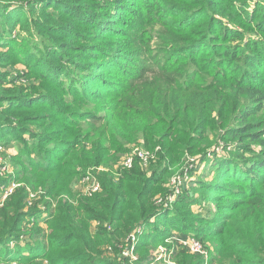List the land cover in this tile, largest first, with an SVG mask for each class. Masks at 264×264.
Masks as SVG:
<instances>
[{
	"label": "trees",
	"instance_id": "obj_1",
	"mask_svg": "<svg viewBox=\"0 0 264 264\" xmlns=\"http://www.w3.org/2000/svg\"><path fill=\"white\" fill-rule=\"evenodd\" d=\"M240 1L0 0V28L47 34L41 40L45 50L39 66L44 71L39 68L38 76L59 81L66 71L61 61H68L90 85L83 91L94 109L78 114V119L59 117L70 133L69 141L56 147L59 156L53 155V148L50 162L31 168L62 178L53 188L68 192L77 168L114 161L129 144L140 140L137 148L153 153L144 166L152 170L150 175L138 160L130 168L119 164L118 175L112 174L118 180L109 173L99 175V193L76 208L68 207V222H77L79 213L83 222L118 220L122 233L134 229L140 220L147 222L161 207L149 209L147 197L158 181L172 174L168 168L176 169L185 156L204 157L219 136L226 148L233 145V149L223 151L213 179L203 186L208 197L228 199L212 221L206 219L213 226L206 232L214 239L218 258L228 264H264V6L256 4L250 13L246 2ZM126 17H131L132 24H127ZM158 26L162 31L151 48L149 41ZM108 38L114 40L106 42ZM81 52L90 53L85 56L91 60L84 61ZM11 95L23 100L14 103L18 111H32L39 103L28 102L20 93ZM76 100L89 101L83 92ZM172 211L177 225L181 210ZM55 227L68 235L49 236L51 247L67 248L69 244L60 240L71 235L78 242L70 245L76 251L70 255L89 258L85 264L101 261L88 244L94 239L78 234L74 227ZM100 236L106 234L96 238ZM157 237L140 240L137 247ZM35 256L21 259L31 261ZM69 257L50 252L49 262L71 264L74 258Z\"/></svg>",
	"mask_w": 264,
	"mask_h": 264
},
{
	"label": "rangeland",
	"instance_id": "obj_2",
	"mask_svg": "<svg viewBox=\"0 0 264 264\" xmlns=\"http://www.w3.org/2000/svg\"><path fill=\"white\" fill-rule=\"evenodd\" d=\"M243 1L246 2V10L250 13L254 11L256 4L264 6V0L240 2ZM118 15L122 18L123 13ZM40 16L36 14L34 17ZM126 18L127 24H132L131 17ZM161 28L158 26L153 29L154 37L149 41L151 48L157 44L155 36L161 33ZM0 33V40H8L7 43L0 42V238L4 239L0 242V264H50V252L54 255L62 254V258L73 256L70 254L76 251L70 245L78 241L71 238V235L67 240H60L61 244H69L67 248L50 246L49 236L52 234L64 237L68 235L65 231L53 229L59 224L74 227L76 232H80L78 234H86L90 240L94 239L88 244L90 250L100 258L98 264H228L227 260L218 258L214 239L206 232V228L212 226L206 219L212 221L217 216L219 206L228 198L224 196L215 200L214 194L208 197L203 185L213 179L217 160L225 149L231 151L233 145L226 148L224 141L216 136L215 145L204 157L194 156L192 161L185 156L176 169L175 166L169 167L172 174L167 175V180L158 181V187L147 197V205L151 210L159 208L163 204H160V200L162 201L171 189L177 196L176 199L173 203L161 206L158 209L160 212L147 222L138 221L136 227L128 232H121L122 224L118 220L109 223L90 219L83 222L80 221V213L76 215L77 222H68V207L76 208L80 201L93 199V194L99 193L100 190L90 194L91 184L99 182L98 176L102 174L109 173L112 176L114 173V176H117V168L124 157L131 154L135 156L134 151L142 142L138 140L129 144L126 153L119 154L114 161L111 159L105 164L85 169L77 168L78 173L72 177L68 192L55 190L53 186L62 182V178L31 167L39 162H50L48 156L53 148V155L59 156L61 151L56 147L61 145L63 140L69 141L67 137L70 133L65 132L67 126L60 122L59 117L66 115L78 119V114H86L94 109L90 102L91 97L83 91V88L90 85L85 75L81 77L83 73L68 61H61L66 66L65 73L60 75L61 80L56 81L47 73L46 77L54 78L53 81L38 76L40 69L44 71L39 65L42 58L40 55L44 54L41 51L45 50L41 40L46 38V33L44 36L39 30H33L31 34L24 30L17 33V28L14 27L0 28ZM110 40L114 38L105 41ZM51 43L48 44L50 48ZM81 53L84 54V61L91 60L90 56H85L90 53ZM37 59L38 63L35 64ZM81 92L89 100L86 104L76 100V96ZM13 93H20V97L30 99L28 102L39 103L32 111H18L13 107L23 103V100L10 97ZM52 104H55L56 110L51 107ZM63 108H67L68 113ZM156 149L159 151L158 147ZM133 161L136 162L137 159L134 158ZM142 168L146 175L151 174V169L144 166ZM132 171L137 173L134 169ZM114 176V179H119ZM121 208L123 207H119ZM173 209L181 210L177 225L174 224L177 217ZM71 214L74 218L75 211ZM101 233L106 236L96 238ZM157 235L159 237L145 247H137L140 240H151ZM191 238L200 241L202 248L199 252L188 248L187 240ZM47 251V256L43 257ZM33 254L36 256L32 257L31 261L21 259ZM72 258L74 261L71 264L89 262V258L75 256L67 260Z\"/></svg>",
	"mask_w": 264,
	"mask_h": 264
},
{
	"label": "built area",
	"instance_id": "obj_3",
	"mask_svg": "<svg viewBox=\"0 0 264 264\" xmlns=\"http://www.w3.org/2000/svg\"><path fill=\"white\" fill-rule=\"evenodd\" d=\"M134 154H135V156H133L132 154L125 156L121 162V166L125 167V168L132 167L133 162H134L133 161L134 158L137 159L140 162V164H142L143 166H146L149 159L153 157V153H150V152L145 151V150L140 149V148L135 149ZM190 159L192 161H194L193 158H190ZM184 173H185V171H184ZM184 173H182L181 176H183ZM97 182L95 181L93 184H91L90 194L92 192H97L100 190V184H99V182L98 183ZM176 197L177 196L174 194V191H172V189H171V191L163 198V200L162 201L160 200V202H161L160 204L163 203L161 206L167 205V204H169V202L173 203V201L176 199ZM187 246L193 252H199L202 248L200 241L195 239V238H191V239L187 240Z\"/></svg>",
	"mask_w": 264,
	"mask_h": 264
}]
</instances>
